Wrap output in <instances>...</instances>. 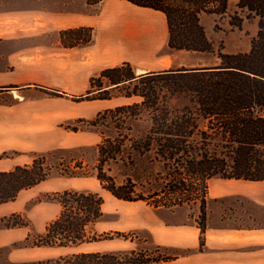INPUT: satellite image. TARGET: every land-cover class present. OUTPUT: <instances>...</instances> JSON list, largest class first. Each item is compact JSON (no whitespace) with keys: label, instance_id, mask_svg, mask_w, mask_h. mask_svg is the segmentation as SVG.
<instances>
[{"label":"trees","instance_id":"16d2710c","mask_svg":"<svg viewBox=\"0 0 264 264\" xmlns=\"http://www.w3.org/2000/svg\"><path fill=\"white\" fill-rule=\"evenodd\" d=\"M102 0H86L95 6ZM162 13L167 26V47L175 51L212 54L217 61L199 67L168 68L135 75L128 62L105 67L89 79L80 100L132 101L78 118L68 127L99 137L93 155L64 158L76 147L54 148L34 154L30 163L0 171V204L14 201L53 176L93 178L101 190L123 202H144L158 214L196 207L190 214L199 230V245L211 230H262L251 226L208 225L213 178L264 181V0H234L245 17L258 19V29L244 52L214 50L200 23L202 13L226 12L232 0H125ZM238 14L236 13V16ZM91 30L90 27H87ZM85 29V28H84ZM82 28L65 32H79ZM90 37V35H89ZM87 42H90L88 39ZM79 43H63L74 46ZM117 93V94H116ZM81 148L82 146H78ZM1 158V157H0ZM56 205L58 214L37 234L27 232L14 247L77 248L107 237L94 225L107 215L98 191L64 188L37 199ZM19 213L0 217L4 228H28ZM116 235L123 236L119 232ZM116 251H72L36 264H148L144 255L122 258ZM126 253V252H125ZM128 253L133 254V251Z\"/></svg>","mask_w":264,"mask_h":264},{"label":"rangeland","instance_id":"374dc122","mask_svg":"<svg viewBox=\"0 0 264 264\" xmlns=\"http://www.w3.org/2000/svg\"><path fill=\"white\" fill-rule=\"evenodd\" d=\"M234 3V0L230 1L222 15L209 12L201 14L200 23L215 51L220 48L223 52L247 51L257 32L258 19L246 18L244 12L237 9ZM99 6L100 4L85 6L80 0H0V48L4 47L13 52H36L37 58L49 56L56 47L76 48L89 50V57H92V46L98 39L103 42L114 38L109 22L101 19L102 16L99 15ZM134 7L136 12H144L151 23L141 30L140 37H134L132 34L130 36L125 29L127 37L123 38L117 34L115 42L122 51L132 49L134 57L122 62H128L135 75L140 74L136 73L139 69L144 73L168 68L199 67L217 61L212 54L168 49L164 15L152 9ZM84 14L87 16V19L84 18L86 21L80 18V15ZM81 23L83 25H80ZM75 28L85 29L64 34L62 32ZM88 39L90 42H87ZM127 40H132V43L127 44ZM76 41L79 43L74 46L63 45L64 42ZM89 61L90 59L84 58L82 63L87 64ZM89 79L86 88L83 87L80 93H66L58 84L30 86L31 90L24 93L41 101L44 99L42 108L40 105L37 108L33 106L32 109L22 98L14 96L21 94L16 89L0 90V144L5 147V150L0 152V169H9L15 164H26L34 154L59 147H76L73 151L65 153L64 158H83L84 163L88 162L99 137L88 131H77L78 133L74 134L68 127L76 124L82 126L75 123L76 119H88L103 107L127 103L134 99L117 96L109 102L91 104L86 102L88 100H80L79 97L89 89ZM75 88L79 89L80 85L74 86ZM64 188L98 191L104 199L103 209L111 211L106 212L108 214L103 219L107 222L97 225V229H106L103 232L111 239L84 245L82 250H121L124 253L120 257H137L141 260L144 255L151 260L148 264L264 263V234L261 230H232L235 233L226 234L223 232L229 230L208 229L205 232L204 245L200 246L197 228L175 224L191 222L192 219L188 218V215H195L196 207L176 209L173 212L165 210L158 214L144 202H123L113 198L101 190L93 178L53 176L31 189L22 191L13 202L0 205V217L19 213L22 215L21 219H25L29 224L28 228H4L0 225V264H36L37 261H45L76 250L43 247L19 249L20 247L12 245L15 242L19 244L26 232L37 234L43 231L59 208L50 203L38 202L37 199L44 193ZM208 196L227 197L220 202H209V226H251L264 230V182L213 178L208 181ZM115 221L118 224H109ZM112 226L119 228L114 229ZM115 232L123 236L116 235ZM129 251L134 253L130 254Z\"/></svg>","mask_w":264,"mask_h":264},{"label":"crops","instance_id":"0c3cea01","mask_svg":"<svg viewBox=\"0 0 264 264\" xmlns=\"http://www.w3.org/2000/svg\"><path fill=\"white\" fill-rule=\"evenodd\" d=\"M80 2L85 6H89L86 0H80ZM98 4H100L99 15L102 16L101 19H104L106 22H109V25L112 30L111 35H114V38L103 40V42L98 39L97 43L94 46H92L94 48V50L92 51L93 54L92 57H89L90 54L89 50L86 49L85 50L76 49V48L65 49V48L56 47L52 52L49 53V56H45V58H41V57L37 58L36 52H29V51L13 52V51H9L7 48L2 47L0 48V90L11 91L16 89L19 91V93L21 92V94L19 95L14 94V96H18L19 98H22L24 103H27V105L30 106L32 109L33 106L37 108L40 105L42 108V104H44L43 101L44 99L41 101V99L28 97L32 95L26 94L31 90L29 89L30 86L32 85L35 86V84H42L47 86L58 84L63 87L66 93H80L83 91V87L86 88L89 77L94 75V73L98 72L101 68L105 66L115 65L121 63L123 60H127V58L134 57V53L132 52V49L130 48L126 52L122 51L117 46L115 42V38L118 36L117 34H119V36L124 38L126 36L125 29L130 33L129 34L130 36L132 34V36L134 35V37L138 38L140 37L141 30H144L145 29L144 27L148 26L149 24H141L137 22L134 19L136 13V9H134L135 8L134 5L128 3L125 0H102ZM80 18L84 20V18L87 19V16H85V14L80 15ZM80 25H83V23H81ZM131 41L132 40H127L126 42L128 44V42L132 43ZM84 58L90 59L89 63L83 64L82 61ZM77 85H80V88L74 89V86ZM20 90H22L23 93ZM113 99L90 100L86 102H89L91 104L97 102H109ZM115 105L116 104H113L112 106ZM112 106H106L101 109ZM73 133L77 134L78 132H73ZM4 150L5 147L0 144V152ZM32 152H36V151H32ZM29 162L27 161L25 163H29ZM9 169H0V171L9 170ZM8 203L10 202L2 203L0 205H4ZM103 205H102V210L104 213L111 212L104 210ZM105 222L107 221H103V220L98 221L94 225V229L97 232L105 231L106 229H101V230L97 229V225L99 223H105ZM109 224H118V223H116L115 221ZM112 228L117 229L119 227L112 226ZM261 232H263L264 234V230H261ZM223 233L231 234V233H235V231L229 230ZM26 234L27 232L25 233L24 236H26ZM99 242H106V241L101 240L97 242L83 243L79 247H77L75 251H95V250H82L81 248L84 245H91ZM0 246L2 245L0 244Z\"/></svg>","mask_w":264,"mask_h":264},{"label":"bare ground","instance_id":"6f19581e","mask_svg":"<svg viewBox=\"0 0 264 264\" xmlns=\"http://www.w3.org/2000/svg\"><path fill=\"white\" fill-rule=\"evenodd\" d=\"M134 19L141 24H149L150 22V19L148 18V16H145V13L140 12V11H137L135 13ZM141 72H143V70L139 69L138 72L136 73H141Z\"/></svg>","mask_w":264,"mask_h":264}]
</instances>
